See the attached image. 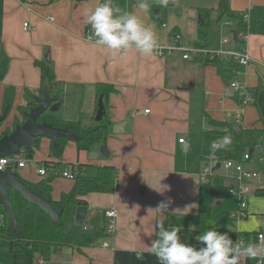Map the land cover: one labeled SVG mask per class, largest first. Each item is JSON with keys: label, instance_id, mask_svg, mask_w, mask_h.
I'll list each match as a JSON object with an SVG mask.
<instances>
[{"label": "crops", "instance_id": "0c3cea01", "mask_svg": "<svg viewBox=\"0 0 264 264\" xmlns=\"http://www.w3.org/2000/svg\"><path fill=\"white\" fill-rule=\"evenodd\" d=\"M219 1L169 0L161 13L152 8L158 0H147V12L138 8V0L114 1V7L134 12L151 27L159 46L195 50L190 59H183L179 51L158 58L142 57L135 50L113 58L107 50L96 47L94 37L92 41L86 39L87 30L90 35L91 31L84 21L86 13L103 0H0V50L8 58L7 73L0 82V111L5 87L15 89L8 113L13 116L18 107H25L24 91L38 92L41 80L37 62L51 70L50 96L60 101L57 111L47 114L62 121L94 126L98 123L94 120L95 85L106 83L115 89L104 108L110 122L105 143L90 151L76 150L77 155L84 153V159L63 163L53 156L51 140L40 138L39 150L34 148L25 167L15 170L24 182L34 184L44 178L36 173L43 161L57 163L59 170L69 169L65 166L69 163L116 168L117 183L112 193L84 197L85 219L100 218L107 209L116 210L114 235L89 248L61 249L43 264H159L146 245L155 239L156 225L164 223L169 229L194 231L195 236L210 228L224 233L227 225H240L243 231L229 232L233 241L253 238L257 232L264 234V218H253L264 215L259 206V197L264 196V173L256 171V178L243 182L251 189L246 213L252 217L230 219V213L238 208L236 198L227 192L236 184L234 173L226 169L219 173L218 169L224 168L223 157L233 153L235 146L230 136L212 125L234 124L233 112L245 99L248 103L242 107L240 123L235 127L262 128L256 99L260 91L264 95V25L247 33L244 41L241 34L234 40L235 25L229 18H220ZM226 1L233 13L247 15L248 21L264 16V0ZM155 10L159 17L162 15V24ZM25 22L33 27L31 31L23 29ZM239 48H245L249 65L240 66L230 57L207 61L204 52ZM235 81L242 86L239 92L230 86ZM181 138L183 143L178 142ZM101 146H105L107 156L98 153ZM258 147L256 151L262 152V146ZM90 152L97 156L90 159ZM205 170L208 174L201 179ZM160 181L169 189L163 194L153 190L162 191ZM73 183L72 179L55 177L52 199L69 193ZM168 198L172 204L165 216L152 211ZM193 204L197 207L184 211ZM41 261L36 255L34 264ZM247 264L253 262L248 260Z\"/></svg>", "mask_w": 264, "mask_h": 264}, {"label": "trees", "instance_id": "16d2710c", "mask_svg": "<svg viewBox=\"0 0 264 264\" xmlns=\"http://www.w3.org/2000/svg\"><path fill=\"white\" fill-rule=\"evenodd\" d=\"M73 2H81L84 0H70ZM115 0H112L114 3ZM114 6V4H113ZM169 4L167 5V7ZM167 7H163L158 3L153 6V9H158L163 12ZM220 18L226 17L233 21L235 25V32L237 36L241 33L253 32L257 26L264 25V16H259L250 21L244 19V14L233 13L226 0L219 1L218 7ZM162 15L158 18L159 24H162ZM242 41L238 39V43ZM216 59H208L207 61H215ZM40 69L41 87L38 92H23V99L25 102L24 109L22 107L17 108V113L22 114L21 121H17L13 118V124L20 125L24 122V114L31 108L36 106V99L42 97V89L44 80L49 81L50 89L52 88L53 76L49 67L42 63H35ZM8 69V58L2 50H0V82L3 80ZM96 97H97V109L98 99L102 98V103L105 108L106 100L109 94L115 92V89L106 83H97L95 85ZM15 89L13 87H5L3 91V110L6 107H11L13 104ZM53 99V98H52ZM54 103H60L59 100L53 99ZM96 109V111H97ZM22 111V112H21ZM3 112V111H2ZM38 123H47L54 128L66 129L69 133L73 134L76 139L74 140L77 151H90L95 146L105 143L107 134L109 131L110 122L104 111L101 119L97 124L90 127H84L79 121L66 122L55 117L53 114H43L38 120ZM262 125L261 129L256 128H242L238 126L233 127L229 123L213 122L212 125L227 128L225 132L220 131L221 134L230 136L235 146L233 153L227 154L223 157V160L233 159L241 160L245 153L253 152L257 150L261 145L260 141L264 138V120L259 121ZM14 126V127H15ZM14 129V128H13ZM12 130L8 128L0 134V138L4 134H9ZM223 132V133H222ZM37 140V146H38ZM66 138L58 140V144L55 148L51 149L53 156L58 159L61 157L64 151ZM36 146V147H37ZM35 147V148H36ZM252 152V153H253ZM250 154V158H251ZM40 166H43L48 171L47 175L39 182L31 184L26 183L22 179L17 178L25 183L34 192H39L56 210L60 211L61 215L57 222H53L45 213L40 211L37 207L28 204L24 201L20 195L12 190L9 191L10 202L13 207V213L18 225V231L9 235L7 233V215L0 205V216L2 222L0 223V264H34V258L36 255L40 256L44 262H48L50 257L61 249L80 250L82 248H89L103 239L106 236V219L103 215L99 217H89L85 219L83 223L75 221V212L78 207H87V202L84 199L90 193H112L115 190L117 183V172L113 166H96L92 164H67L71 172L73 173V186L69 193L62 194L61 197L54 201L51 197V182L56 177L53 175V171L58 169L57 163L49 161H43ZM219 217H221L219 215ZM157 231L155 232V238L157 237ZM181 235L187 240L192 238L193 244H195V232L194 231H180ZM252 238L244 237V242H249Z\"/></svg>", "mask_w": 264, "mask_h": 264}, {"label": "clouds", "instance_id": "9594fccd", "mask_svg": "<svg viewBox=\"0 0 264 264\" xmlns=\"http://www.w3.org/2000/svg\"><path fill=\"white\" fill-rule=\"evenodd\" d=\"M168 2L169 0H159L163 7H167ZM138 8L147 12V0H138ZM84 22L90 26L89 39L94 37V45L107 50L113 58L122 57L129 50H135L142 57H151L159 47L152 28L146 26L134 12L114 7L112 0H103L94 9L89 10ZM160 188L162 191L152 189L160 194L169 190L161 181ZM171 204L172 200L168 198L161 201L152 211L165 216ZM196 207L197 205L193 204L184 211ZM156 227L157 237L146 247L159 264H247L248 260H257L258 264H264V235H261L260 242L256 243L245 244L239 237L233 241L229 232L243 231L240 225H227V231L224 233L210 228L195 236L199 247L182 242L179 228L166 229L164 224H158Z\"/></svg>", "mask_w": 264, "mask_h": 264}, {"label": "water", "instance_id": "95a60500", "mask_svg": "<svg viewBox=\"0 0 264 264\" xmlns=\"http://www.w3.org/2000/svg\"><path fill=\"white\" fill-rule=\"evenodd\" d=\"M155 17H159L158 10H155ZM233 39L236 40L237 33L232 32ZM36 106L31 108L28 112L24 114V122L20 125H16L14 129L9 134H4L0 138V159L4 157H9L24 151L27 159H31L33 149L37 146V140L40 138H47L51 140L52 147L55 148L58 144V140L61 138H66L68 140L74 141L76 137L69 133L66 129L54 128L47 123H38V118L47 113H54L60 106V103H54L50 96V85L47 79L44 80V85L42 89V97L36 99ZM105 109L102 103V98L98 99V109L95 115V122H99ZM9 107L4 108L3 112L0 114V123L5 121L8 117ZM115 128L113 129V131ZM258 151L260 148L258 147ZM252 150L249 154H252ZM98 153L107 156V150L105 146H101ZM97 153L90 152V159L95 158ZM16 165L13 168L8 167L5 171H0V205L3 207L7 215V233L12 235L18 231V225L14 217L13 207L9 198L8 189L11 188L17 192L20 197L26 201L28 204L37 207L40 211L45 213L53 222H57L60 211H56L50 203L39 193L32 191L25 183L17 178L15 173ZM87 207H78L75 212V221L78 223H83L86 217ZM164 227H167V223H164ZM182 242H187L193 244L192 238L188 240L179 233Z\"/></svg>", "mask_w": 264, "mask_h": 264}, {"label": "built area", "instance_id": "2783aa9c", "mask_svg": "<svg viewBox=\"0 0 264 264\" xmlns=\"http://www.w3.org/2000/svg\"><path fill=\"white\" fill-rule=\"evenodd\" d=\"M244 19L246 21H248V16L244 15ZM49 21H53V19L48 18ZM23 29L25 31H31L33 29V27H31L28 23H23ZM87 40L88 41H92V39H89V37L91 36L89 31L87 30ZM247 33H241V39L242 41H244V39L246 38ZM223 42H225V40H223ZM175 51H179L180 53H182V58L183 59H190L191 58V53L193 51H195L194 49H187V48H183V47H162L159 46L158 49L156 50V52L154 53V55L158 58H164V57H169L171 56ZM206 53V57L210 60L212 59H225L227 57H230L232 59H234L236 61V63L240 66H247L251 63V60L249 58V56L246 53L245 48H239V50H234V51H209L206 50L204 51ZM231 88L235 91V92H239L241 90L240 84L238 82H232L231 83ZM248 103L247 100H243V102L241 103L242 105H240L239 107H237L234 112H233V121L238 124L240 123L242 114H243V108L246 104ZM145 113H148V111H144ZM179 143H183L184 139L181 138L178 140ZM213 147L217 148L218 144H214ZM25 153L24 151H20L19 153L9 156V157H4L0 159V171L3 172L5 171L8 167L13 168V166L16 165V170L17 169H22L25 167L26 165V158H25ZM250 158V154L249 153H245L242 157L241 160H233V159H228V160H224L222 162V166L224 167V169L226 170H232L234 173L233 178L235 179L236 184L229 187L227 189V192L230 196L236 198L237 200V211L230 213L229 217L232 220L235 221H239L242 218H245L247 216L246 213V209H247V194L250 192V188L245 185L243 182L247 181V180H251L256 178L258 175L256 172L254 171H249L244 169V163L249 161ZM261 161H264V153H262L260 155L259 158ZM36 173L37 175L41 176V177H45L48 173V171L46 170L45 167L43 166H39L36 169ZM208 174V170H205L204 175L201 177V179H204L206 177V175ZM53 175L54 176H61L64 178H68V179H73V173L71 172L70 169H63V170H59L56 169L53 171ZM103 217L106 219V236L107 237H111L114 235L115 231H116V217H117V212L115 209H107L104 210L102 212ZM1 217V216H0ZM2 222V217L0 219V223ZM261 235H264L261 232H257L254 237L249 241V242H260L259 241V237ZM243 240V238H240ZM237 240V239H236ZM244 241V240H243ZM249 242H244L245 244L249 243ZM102 247H107V243H102ZM253 262V264H258L257 260H251ZM44 261H41V264H43Z\"/></svg>", "mask_w": 264, "mask_h": 264}, {"label": "rangeland", "instance_id": "374dc122", "mask_svg": "<svg viewBox=\"0 0 264 264\" xmlns=\"http://www.w3.org/2000/svg\"><path fill=\"white\" fill-rule=\"evenodd\" d=\"M257 94H258V97L256 96L257 97V99H256L257 100V103H256L257 104V108H259L260 111H261V119L262 118L264 119V95H263V93L261 91L259 93H257ZM22 108H23L22 111H25V110L27 111L28 110L27 108L24 109V106ZM1 113H2V111H0V114ZM12 116L13 115L9 114L7 119L5 121H3L2 123H0V134L3 131H5L7 128L9 130H13V128L15 126L13 124V118H16L17 121H20L21 118H23L22 114H20V113H15V115L13 117ZM231 125L233 127H235L236 124L234 123V124H231ZM220 128H221V131H223V132L228 130L227 128H224V127H220ZM235 128H237V127H235ZM263 140H264V138L262 139V141ZM218 142L222 143V140L219 139ZM223 146L224 145L222 144V147ZM261 146H262V152L259 153L258 151L255 150L251 160H249V161L244 163V166H243L244 169L249 170V171H255V172L257 171V172H260V173H264V161L259 160L260 155L264 152V142L261 144ZM35 150H39V145L37 146V148ZM84 157H85V155H84L83 152H79L78 155L76 154V148H75L74 142H71L70 140L65 142V149H64L63 154L60 157L61 162L66 163L68 161H71L72 163H76L77 160H79V159L83 160ZM218 172L219 173H224L225 170H224V168H220V169H218ZM259 206H260L262 212H264V196L259 197ZM232 212H235V211H232ZM247 215H248L247 219L252 217L251 214H247ZM253 218L254 219L264 218V215H257V216L254 215ZM0 219H1V217H0ZM241 220L243 221V218Z\"/></svg>", "mask_w": 264, "mask_h": 264}]
</instances>
